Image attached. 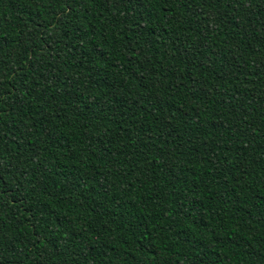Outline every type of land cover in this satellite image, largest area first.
<instances>
[{
  "label": "trees",
  "instance_id": "16d2710c",
  "mask_svg": "<svg viewBox=\"0 0 264 264\" xmlns=\"http://www.w3.org/2000/svg\"><path fill=\"white\" fill-rule=\"evenodd\" d=\"M0 264H264V0H0Z\"/></svg>",
  "mask_w": 264,
  "mask_h": 264
}]
</instances>
